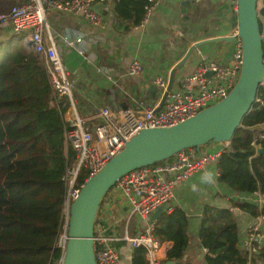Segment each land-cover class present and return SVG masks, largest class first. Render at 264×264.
<instances>
[{"label":"trees","instance_id":"obj_1","mask_svg":"<svg viewBox=\"0 0 264 264\" xmlns=\"http://www.w3.org/2000/svg\"><path fill=\"white\" fill-rule=\"evenodd\" d=\"M125 28L139 25L147 0H115ZM264 33V0L259 12ZM257 97L264 101V85ZM54 90L48 69L39 55L24 45L21 34L0 40V264H57L61 248L64 179L74 150L66 146L63 111L52 102ZM256 101L235 130L217 161L219 180L234 190L264 191V104ZM67 107H64V111ZM161 162V161H159ZM157 162V163H159ZM81 171L79 181L87 177ZM256 216L260 209L238 201ZM154 234L172 241L169 260L182 262L189 247V216L181 207L163 210L153 220ZM200 241L208 248L207 264H259L239 245L238 220L228 207L206 205L201 218ZM121 244V243H120ZM264 259V248L258 254ZM133 264H149L146 247L133 246Z\"/></svg>","mask_w":264,"mask_h":264},{"label":"built area","instance_id":"obj_2","mask_svg":"<svg viewBox=\"0 0 264 264\" xmlns=\"http://www.w3.org/2000/svg\"><path fill=\"white\" fill-rule=\"evenodd\" d=\"M97 1L14 0L9 10L0 13V27L21 34L24 45L32 48L46 65L55 95L52 103L63 111L66 146L75 152V157L67 163L64 175L67 189L62 209V231L57 241L62 251L57 264H63L64 261L69 239L71 205L86 180L98 173L142 129L174 126L227 97L238 82L243 66V42L238 36L237 25L233 31L236 36L234 51L228 62L218 59L201 62L193 72L182 77L177 86L170 89V77L155 76L154 83L161 86L164 92L167 91V97L160 109L159 102L147 104L141 100L139 108L102 106L96 113L83 114L74 96L75 80L70 77L65 67L57 46L59 37L53 32L48 15L51 10H58L77 14L92 24L101 25L103 16L94 8ZM229 3L237 12L238 0H229ZM156 4L157 0H147L145 17L140 24L150 16ZM258 9L260 12L261 5ZM62 40L77 48L88 59L82 34H65ZM129 70L132 74H139L144 71V65L139 59H134ZM262 84L264 85V81ZM256 101L262 99L257 97ZM64 107H67L65 111ZM68 111L71 114L66 117ZM93 117H97L98 121L91 123L90 118ZM225 145L226 148L229 143L225 142ZM225 148L213 153H203L196 147L185 148L171 158L136 168L122 176L106 193L97 212L93 236L97 264H122L121 252L116 245L122 240L128 241L134 247H146L149 264H159L165 242L154 234L155 224L151 216L160 206L172 210L175 186L188 181L194 173L204 169L210 162L218 161ZM81 171L88 175L84 182L79 181ZM249 196L260 212L247 230L243 249L251 259L256 258L257 263L264 264V259L258 257L264 248V191L258 189ZM118 206H128L133 214L150 218L145 230L131 235L129 219L124 233H121L115 214ZM109 219L115 222L110 224ZM206 250L209 251L208 248Z\"/></svg>","mask_w":264,"mask_h":264},{"label":"crops","instance_id":"obj_3","mask_svg":"<svg viewBox=\"0 0 264 264\" xmlns=\"http://www.w3.org/2000/svg\"><path fill=\"white\" fill-rule=\"evenodd\" d=\"M115 5V0H98L94 4L103 16L101 25L92 24L77 14L58 10H51L48 15L51 28L59 37L57 46L65 67L75 80L78 96H74L83 114L96 113L102 106L139 108L141 100L147 104L160 103L164 91L154 83L155 76L171 77L174 74L172 86L175 87L199 63L211 59L228 62L232 56L234 40H211L233 35L238 25L237 12L229 0H157L156 7L145 22L130 28H125ZM9 34H13L10 29L0 27V40ZM65 34L84 36L88 59L62 40ZM198 43L185 60L189 49ZM134 59L142 61V73L130 72ZM70 114L68 111L66 117ZM90 121L94 123L98 118H90ZM259 127L264 129V124ZM225 146V142H211L202 146L201 152L213 153ZM174 191L171 206L183 208L189 216L190 243L182 262L207 264L208 252L200 241L199 231L204 208L208 204L233 208L231 210L235 212L239 226L238 245L245 251L243 239L255 216L236 203L252 202L249 199L251 193L238 192L220 181L217 161L207 164L188 181L177 184ZM117 197L120 198V195ZM116 209V222L121 233H124L129 219L131 235L143 232L142 228L150 220L133 214L128 206ZM111 220L110 224L115 222ZM164 242L159 264H167V253L173 244L172 241ZM116 245L121 252L122 264H133L131 243L122 240ZM173 261L176 264L181 262Z\"/></svg>","mask_w":264,"mask_h":264},{"label":"water","instance_id":"obj_4","mask_svg":"<svg viewBox=\"0 0 264 264\" xmlns=\"http://www.w3.org/2000/svg\"><path fill=\"white\" fill-rule=\"evenodd\" d=\"M258 6L259 0H238V36L243 42L244 59L239 80L228 96L174 126L142 129L98 173L86 180L71 205L63 264H97L93 241L97 212L106 193L122 176L171 158L185 148L196 147L201 151L202 146L211 142L230 143L235 130L255 104L264 81V35ZM235 38L231 35L211 40L233 41ZM199 44L189 49L185 60ZM173 76L168 89L172 87ZM166 97L167 91L158 109ZM256 151L264 155V146L257 145ZM163 209L160 206L151 219L159 217ZM166 263L176 264L173 260Z\"/></svg>","mask_w":264,"mask_h":264},{"label":"rangeland","instance_id":"obj_5","mask_svg":"<svg viewBox=\"0 0 264 264\" xmlns=\"http://www.w3.org/2000/svg\"><path fill=\"white\" fill-rule=\"evenodd\" d=\"M13 2H14V0L13 1L12 0H0V13L9 10L10 7L12 6ZM261 4H262V0H259V5H261ZM74 94H75V96H78V93L76 90H74ZM142 229L144 231L145 227H143ZM131 234H133V233L131 232Z\"/></svg>","mask_w":264,"mask_h":264}]
</instances>
